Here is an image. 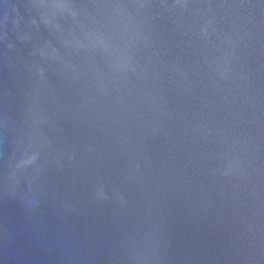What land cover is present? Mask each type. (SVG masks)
I'll list each match as a JSON object with an SVG mask.
<instances>
[{
  "label": "water",
  "instance_id": "95a60500",
  "mask_svg": "<svg viewBox=\"0 0 264 264\" xmlns=\"http://www.w3.org/2000/svg\"><path fill=\"white\" fill-rule=\"evenodd\" d=\"M0 264H264V0H0Z\"/></svg>",
  "mask_w": 264,
  "mask_h": 264
}]
</instances>
